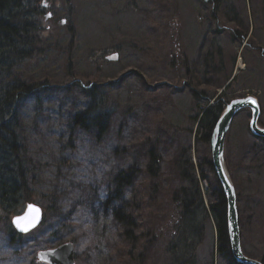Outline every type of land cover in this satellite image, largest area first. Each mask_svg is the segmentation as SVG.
Listing matches in <instances>:
<instances>
[{
	"label": "rangeland",
	"instance_id": "1",
	"mask_svg": "<svg viewBox=\"0 0 264 264\" xmlns=\"http://www.w3.org/2000/svg\"><path fill=\"white\" fill-rule=\"evenodd\" d=\"M47 3L53 17L46 13L42 51L19 67L33 90L17 105L33 161L46 165L34 192L41 198L29 201L44 210V219L13 241L0 213V264H49L38 253L66 243L76 264H227L210 218L201 234L183 232L184 249L173 254L169 248L173 236L179 237L175 224L183 218L177 209L185 191L210 212L219 181L211 145L194 130L199 111L219 96L229 97L226 107L254 96L264 128V0ZM209 52L224 70L197 74ZM95 87L90 95L107 97L109 114V130L100 141L72 124L90 103L86 90ZM249 122L248 108L235 116L224 159L236 191L242 252L264 264V151ZM152 145L161 164V174L152 179L156 188L148 187L147 177L146 187L125 194L119 206L136 224L116 222L101 208L112 177L133 164L146 169ZM187 158L196 186L181 175ZM46 194H53L54 211L42 202ZM130 229L135 241L127 237Z\"/></svg>",
	"mask_w": 264,
	"mask_h": 264
},
{
	"label": "trees",
	"instance_id": "2",
	"mask_svg": "<svg viewBox=\"0 0 264 264\" xmlns=\"http://www.w3.org/2000/svg\"><path fill=\"white\" fill-rule=\"evenodd\" d=\"M46 3L47 0H0V213L4 215V221L10 227L13 241L20 235L15 233L11 225V218L19 214L29 201L33 199L40 200L41 197L34 192L39 186L40 168L46 166L39 160L34 163V152L28 149L29 138L24 134L19 108H17L19 100L33 90V84L24 79L19 67L30 60L36 52L42 51L38 46L40 41H43L40 33L47 30V26L45 27L47 23L46 13L49 7L45 6ZM243 35L246 36L247 34ZM104 54V52H101L99 54L100 58H104ZM215 54L217 55L216 52ZM220 54L221 52L218 51V55ZM213 59L212 52L207 53L203 59L205 62L203 61L202 65L198 66L197 74L200 72H203L204 75L209 72H222L224 70L223 66L216 64ZM204 79H206L205 76ZM90 89L86 90L88 94L85 95L90 103L85 107L86 110L82 114L77 115L72 120V124L73 129L78 128L87 134L91 133L96 140L100 141L109 130V114L105 102L107 97L105 98L103 94L99 95V92L97 93L98 97L94 94L91 96V91L97 92L99 88ZM192 93L199 96V93L194 90H192ZM228 98L227 95L219 96L217 101L213 102L214 104L206 105L203 107L207 108L206 110L199 111V115L194 118V121H196L194 130L199 134L198 139L210 144L211 134L219 116L228 103ZM205 99L208 100L206 96ZM257 139L260 141L261 150L264 151V138L257 137ZM156 149V145H152V148L148 150V167L146 169H140L133 164L117 171L112 177L111 186L107 190L109 195L106 196L101 208L105 209L107 213L109 212L116 222L130 226L136 224L133 220V214L128 213L125 209L123 210L125 207H120L119 203H122L124 195L132 192L135 187L137 191L139 187H146L147 177L150 181L148 187L150 189L153 187L154 181L152 179L161 174V164ZM191 161L192 159L187 158L184 164L182 163L181 175L183 179L188 177L196 186V179L192 176L194 166L192 167ZM142 174L143 180L141 182ZM155 188L156 186L152 189ZM189 190L185 191L183 206L177 209L182 211L181 216L183 217L178 218V224H175V229H179L180 232L179 237L173 236L169 249H172L173 254L179 247L184 249L182 243L183 232L188 231V236H191L190 234H201L203 232L201 224L209 222L210 218L214 222L220 244L217 250L218 253L226 259L227 264H239L233 258L230 250L227 203L219 181H217V190L214 191L211 200H209L211 213L201 208L196 200L195 202L192 201V195L189 194L188 196ZM44 196H46L44 197L46 199L43 198L42 202H45V200L48 202L47 210L51 211L52 209L54 211L56 208L55 203L51 206L54 200L53 194ZM199 196L200 199L204 198L201 194ZM173 198L172 200L175 203L179 200L178 195ZM203 211L207 214L205 215ZM126 234L130 240L135 241L131 229ZM186 251H188V248ZM179 256L181 260V255ZM181 264H185V262Z\"/></svg>",
	"mask_w": 264,
	"mask_h": 264
},
{
	"label": "water",
	"instance_id": "3",
	"mask_svg": "<svg viewBox=\"0 0 264 264\" xmlns=\"http://www.w3.org/2000/svg\"><path fill=\"white\" fill-rule=\"evenodd\" d=\"M246 108L250 110V114H251V118L249 122V128L251 132L258 137H264V128L260 127L258 124V120L261 114V108L258 99L250 95L243 98H236L230 101V103L227 105V107L225 108V110L223 111V113L221 114V116L219 117L218 121L215 124L211 137V152H212L213 164L218 175V180L223 189V193L226 197L227 226H228L229 239L231 243L232 256L235 259V261L238 262L239 264H262L261 262L246 257L242 252V248L240 245V235H239L240 228L238 224L239 215H238L236 191H235V186L226 169L225 159H224V145L231 123L235 118V116L241 110H244ZM34 215L35 213L30 212L28 207L25 214L17 217L21 218L20 222L22 225L28 226L31 223ZM17 217L13 219V223L16 227L17 225L15 221ZM40 221H41V216L39 222L36 223V225H38ZM32 228L33 227L29 228V230ZM17 230L19 232H25L18 227ZM72 248L73 247L71 243H66L56 249L46 250L41 252L39 254V258L42 261H45L49 264H75Z\"/></svg>",
	"mask_w": 264,
	"mask_h": 264
},
{
	"label": "snow or ice",
	"instance_id": "4",
	"mask_svg": "<svg viewBox=\"0 0 264 264\" xmlns=\"http://www.w3.org/2000/svg\"><path fill=\"white\" fill-rule=\"evenodd\" d=\"M28 207H29L30 212L35 213L31 223L28 226L22 225L21 222H20L21 221L20 217H17L16 221H15L17 227L21 228L25 232H27L29 230V228L34 227L36 225V223L39 222L40 216H41L39 208H36L34 205H29Z\"/></svg>",
	"mask_w": 264,
	"mask_h": 264
}]
</instances>
